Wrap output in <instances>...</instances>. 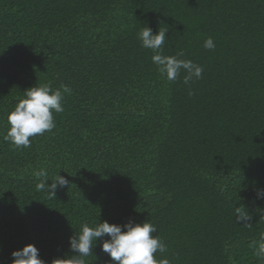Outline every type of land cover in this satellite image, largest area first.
<instances>
[{
	"label": "trees",
	"instance_id": "16d2710c",
	"mask_svg": "<svg viewBox=\"0 0 264 264\" xmlns=\"http://www.w3.org/2000/svg\"><path fill=\"white\" fill-rule=\"evenodd\" d=\"M144 26L167 30L163 54L202 77H161ZM35 85L71 92L56 127L15 148L6 116ZM41 168L69 185L38 191ZM258 192L264 0H0V264L27 244L45 264L71 256L69 237L99 220L150 221L169 264H260ZM241 204L251 226L235 220ZM101 243L85 264H115Z\"/></svg>",
	"mask_w": 264,
	"mask_h": 264
},
{
	"label": "clouds",
	"instance_id": "9594fccd",
	"mask_svg": "<svg viewBox=\"0 0 264 264\" xmlns=\"http://www.w3.org/2000/svg\"><path fill=\"white\" fill-rule=\"evenodd\" d=\"M167 30H159L153 34L148 26L142 27L138 33L141 46L150 49L154 54L151 59L156 65L160 76L167 81H175L183 70L184 83L189 84L193 79H200L203 74V67L191 60H181L177 56H166L162 49L165 44ZM203 47L213 50L215 44L212 38L204 41ZM182 55V53L180 54ZM71 89L66 85L53 90L49 86H33L24 91V98L19 100L14 109L6 116L8 130L3 139L15 148L31 147V137L51 132L55 127L53 113L64 111L62 99L64 93L70 94ZM193 93L190 91L189 95ZM40 182L36 185L38 191L46 190L50 195L55 196L58 187L69 185V181L57 174L49 185L48 170L41 168L34 172ZM258 197H264V192H258ZM234 217L237 222L251 226L247 221L251 216L244 204L234 206ZM122 229H125L122 231ZM157 229L150 221L142 224L129 221L123 225L110 224L107 221L95 223L90 227L87 223L82 225L79 233L69 237V246L72 253L64 259H54L52 264H85V257L93 255V248L97 245L98 238L102 243L101 250L108 254L110 260L115 264H169L165 259L157 260L155 253H165L166 244L156 233ZM107 237V239H105ZM254 255L260 264H264V233H261L259 241L254 242ZM11 264H45L39 258V250L32 244L25 245L22 249L14 250L11 253Z\"/></svg>",
	"mask_w": 264,
	"mask_h": 264
}]
</instances>
